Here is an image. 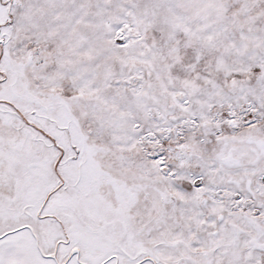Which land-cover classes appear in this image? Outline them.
I'll return each mask as SVG.
<instances>
[{"label": "snow or ice", "instance_id": "snow-or-ice-1", "mask_svg": "<svg viewBox=\"0 0 264 264\" xmlns=\"http://www.w3.org/2000/svg\"><path fill=\"white\" fill-rule=\"evenodd\" d=\"M0 264H264V0H0Z\"/></svg>", "mask_w": 264, "mask_h": 264}]
</instances>
